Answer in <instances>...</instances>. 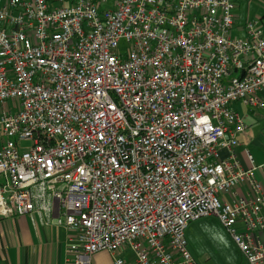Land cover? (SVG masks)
Returning a JSON list of instances; mask_svg holds the SVG:
<instances>
[{"label": "built area", "instance_id": "obj_1", "mask_svg": "<svg viewBox=\"0 0 264 264\" xmlns=\"http://www.w3.org/2000/svg\"><path fill=\"white\" fill-rule=\"evenodd\" d=\"M234 9L0 0V218L70 231L69 264H196L185 228L215 217L264 264V162L234 151L237 105L264 108V14L238 37Z\"/></svg>", "mask_w": 264, "mask_h": 264}, {"label": "crops", "instance_id": "obj_2", "mask_svg": "<svg viewBox=\"0 0 264 264\" xmlns=\"http://www.w3.org/2000/svg\"><path fill=\"white\" fill-rule=\"evenodd\" d=\"M238 1L235 0V6ZM253 2L256 8H248V15L240 14L238 6L233 11L236 22L233 30L238 37L245 35L243 26L247 20L264 14V6L260 7L256 0H248V6ZM235 33L232 32L234 36ZM241 112L248 129L239 136L240 144L234 151L244 165H248L247 152L256 163L264 162V108H244ZM255 177L264 193V172L255 171ZM72 235L55 224L38 221L33 224L28 216L16 217L13 221L0 218V264H69L66 249ZM185 238L196 264H245L227 231L215 219L202 217L190 222L185 228ZM123 256L127 258L131 254ZM92 264H113V258L108 252L100 251L94 254Z\"/></svg>", "mask_w": 264, "mask_h": 264}, {"label": "rangeland", "instance_id": "obj_3", "mask_svg": "<svg viewBox=\"0 0 264 264\" xmlns=\"http://www.w3.org/2000/svg\"><path fill=\"white\" fill-rule=\"evenodd\" d=\"M248 0H239L238 1V4H237V6L239 7L238 9H237V11L240 13V14H243V12H245V13H247V15H248V8H252V9H255L256 8V4L253 2L252 4H249V6H248ZM256 2H257V4H259V6L260 7H262V5L264 6V0H256ZM237 6H235V8L237 7ZM240 22V21H239ZM236 24V23H235ZM234 29V28H233ZM233 32L235 33V30H233ZM235 35L236 36H240V35H237L236 33H235ZM237 108L240 110V111H243L244 110V107L243 106H241V105H237ZM246 109V108H245ZM2 140H3V138H2ZM30 145V143L29 142H27V141H22V142H20L19 143V146L21 147V148H26V147H28ZM206 218H208V217H206ZM210 218H212V219H215V221H217L218 223H219V221L215 218V217H210ZM202 219V218H201Z\"/></svg>", "mask_w": 264, "mask_h": 264}]
</instances>
